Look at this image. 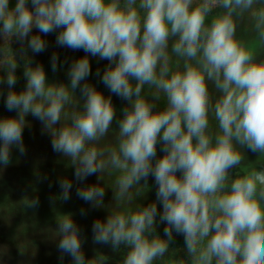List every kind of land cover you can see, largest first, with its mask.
<instances>
[{"label":"clouds","instance_id":"obj_1","mask_svg":"<svg viewBox=\"0 0 264 264\" xmlns=\"http://www.w3.org/2000/svg\"><path fill=\"white\" fill-rule=\"evenodd\" d=\"M30 2L31 8L28 0L10 8L9 0H0V69L7 72L0 84L9 89L6 108L17 112L0 118V166L10 164L13 146L25 152L23 128L30 113L50 134L53 151L70 158L77 181L96 174L112 178L115 205L106 220L93 222V242L114 250L128 246L123 264L162 260L174 231L184 236L190 262L170 257L168 264H264V58H258L264 49V0ZM245 21L247 39L237 32ZM57 29L58 45L110 62L102 83L129 102L114 140L105 139L116 118L110 97L81 83L91 74L87 56L71 64L67 85L48 82L43 66L26 59V87L15 90L12 38L26 57L25 41L41 53L46 41L39 33ZM57 60L53 55V72ZM208 81L220 92L215 99ZM145 85L153 100L166 98L162 110L143 94ZM210 117L217 121L215 132ZM158 139L164 155L156 159ZM238 145L259 153L257 161L244 164ZM233 168L240 169L234 178ZM150 175L160 213L156 203L133 204ZM59 185L67 201L72 182L64 178ZM76 194L93 207L104 206L102 186L80 187ZM24 203L36 207L39 200ZM158 215L167 239L154 235ZM57 224L59 250L85 264L71 214L58 215ZM105 260L101 254L87 264Z\"/></svg>","mask_w":264,"mask_h":264},{"label":"trees","instance_id":"obj_2","mask_svg":"<svg viewBox=\"0 0 264 264\" xmlns=\"http://www.w3.org/2000/svg\"><path fill=\"white\" fill-rule=\"evenodd\" d=\"M10 47L13 52L20 49V46L16 44H10ZM102 75L103 73L92 79L87 77V80L81 83L87 82L93 85L103 95L106 92V94L112 95L113 93L102 83ZM132 83L134 85L136 81L133 79ZM212 85L214 86L213 83ZM25 87L26 84L21 87L14 86L16 91H20ZM151 92L152 89L145 85L143 94L156 105V109L162 110L166 106V98L162 95L159 100H153ZM213 93L217 97L220 95L217 89ZM75 95L78 98L80 97L78 89ZM81 102L83 104L82 99ZM128 104L129 102L126 101L124 104L117 103L113 105L116 118L110 126L106 140H114L118 132L117 121L122 118V109L127 107ZM36 122L42 124L39 120ZM210 125L213 132H215L217 121L211 117ZM45 136L41 137V142L35 143L38 148L33 150L34 152H31V154L27 152L21 154L18 148L13 146V153L10 155L11 162L0 173V264H75L70 255L62 253L58 248L60 237L56 231L58 228L57 216L62 214H71L73 221L77 224L85 264L89 259L101 254L106 257L105 264H123L125 254L129 250L128 246L121 245L119 249L114 250L110 244L93 242V222L96 219L106 220L111 207L115 205L112 178L105 175L103 179H98L99 174H96L87 177L84 181H77L70 158L54 152L50 134L45 131ZM162 146L158 139L156 159L164 155L161 151ZM240 151L245 156L243 163L247 164L249 162L247 157H251L253 152L249 151L247 147H240ZM239 171V168L230 169V176L234 178ZM64 178L72 182L70 198L67 201L62 199V189L59 185V181ZM91 185L105 188L103 207H93L89 202L77 196L78 188ZM141 185L143 186V194L135 197L133 204L146 207L156 203L158 213L162 212V205L156 197L157 185L153 177L150 175L146 184L142 180ZM36 198L39 200L36 207L25 205V200ZM166 226L165 223L160 222L158 215L154 235L167 239L164 236ZM170 257L190 262L184 236L175 231L173 232V239L169 243L168 253L165 254L162 260H157L154 264H168ZM213 264H215V261H213Z\"/></svg>","mask_w":264,"mask_h":264},{"label":"rangeland","instance_id":"obj_3","mask_svg":"<svg viewBox=\"0 0 264 264\" xmlns=\"http://www.w3.org/2000/svg\"><path fill=\"white\" fill-rule=\"evenodd\" d=\"M16 0H9V7L12 8L15 6ZM28 6L31 8V2L28 0ZM34 10V9H33ZM247 21L238 24V35L241 37L247 39L249 38V33L247 31ZM37 29L33 28L32 34H37ZM60 29H57L56 31L49 33L47 35H44L42 33H39L42 38L46 41V49L41 53H33L30 48L27 47V42L25 41L24 48L27 53V56L24 57L20 54V49L14 50V54L16 56L18 67L15 70L16 77H17V83L15 86L21 87L22 85L26 84V79L23 75L24 72V63L26 59H30L32 61L33 65L40 64L43 66L45 70V74L47 77L48 82H55V83H64L67 85V83H70V78L68 76V70L71 66V64L82 57L87 56L90 62L91 74L88 76L89 78H94L97 76V72L104 73L105 69L109 66V61L105 59H101L98 56H92L91 54L85 53L82 49L81 50H72L68 47H63L57 44V35L59 33ZM31 35V34H30ZM2 44L3 41H0ZM171 43L169 42V51H171ZM11 44L19 45L21 48V44L18 40H16L15 37L12 38ZM53 55H56L58 57L57 60V70L55 72L52 71L51 68V58ZM175 59V57H173ZM258 58H264V49H261L258 53ZM106 64V65H105ZM98 66V67H97ZM7 72L6 70L0 69V77H3L6 79ZM208 88L209 92L213 99L217 98L216 94L213 93V91H216V88L212 85L211 81H208ZM135 84V83H134ZM9 89L6 83L0 84V118L4 117H15L17 113L15 111L9 112L8 109L5 106V100ZM107 93V92H106ZM105 97L111 99L112 104H124L126 100L121 99L117 95H110L106 94ZM82 104V102H81ZM26 125L23 128V142L25 145V152L31 154V152H34L33 150L38 148V145H36V142H41V137L45 136V130L43 128L42 124H38V121L36 118H34L30 113L26 115L25 117ZM59 126V125H58ZM47 132V131H46ZM48 133V132H47ZM46 137V136H45ZM34 140V141H33ZM240 148L241 146L238 145ZM242 148V147H241ZM13 147L11 148V154ZM259 156V153H253L247 158L249 159L248 163H252L257 161ZM255 160V161H254ZM7 166H0V173L4 169H6ZM178 176L182 175V173H177Z\"/></svg>","mask_w":264,"mask_h":264}]
</instances>
